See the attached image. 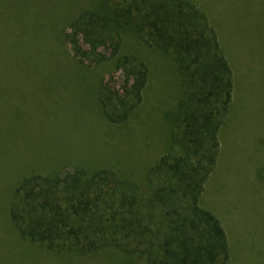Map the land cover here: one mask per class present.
<instances>
[{"label":"trees","instance_id":"1","mask_svg":"<svg viewBox=\"0 0 264 264\" xmlns=\"http://www.w3.org/2000/svg\"><path fill=\"white\" fill-rule=\"evenodd\" d=\"M66 24L76 64L111 68L97 89L98 111L111 125L135 117L151 77L148 59L125 46L136 40L162 61L158 70H172L176 95L161 113L168 134L139 180L89 160L23 177L8 211L19 238L43 254L105 264H228L225 231L200 201L235 88L208 15L190 0H94Z\"/></svg>","mask_w":264,"mask_h":264},{"label":"rangeland","instance_id":"2","mask_svg":"<svg viewBox=\"0 0 264 264\" xmlns=\"http://www.w3.org/2000/svg\"><path fill=\"white\" fill-rule=\"evenodd\" d=\"M93 1L0 0V264H105L53 257L21 240L8 215L13 188L86 160L139 180L163 153L161 113L177 88L172 70L164 63L165 73L158 70L162 61L126 36L125 49L148 59L151 77L135 117L114 126L97 103L111 68L76 64L63 40L66 22ZM190 1L215 26L235 76L201 205L225 231L228 264H264V0Z\"/></svg>","mask_w":264,"mask_h":264}]
</instances>
